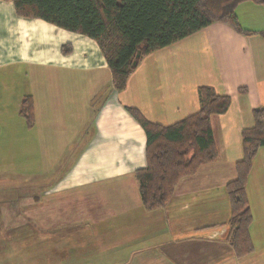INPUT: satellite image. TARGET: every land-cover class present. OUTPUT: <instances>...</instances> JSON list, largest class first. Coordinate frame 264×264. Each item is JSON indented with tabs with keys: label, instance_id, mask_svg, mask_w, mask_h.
Instances as JSON below:
<instances>
[{
	"label": "crops",
	"instance_id": "1",
	"mask_svg": "<svg viewBox=\"0 0 264 264\" xmlns=\"http://www.w3.org/2000/svg\"><path fill=\"white\" fill-rule=\"evenodd\" d=\"M237 14L244 27L264 28V5L247 0L237 6ZM224 24L213 22L152 51L127 87L117 91L94 39L19 16L11 0H0V151L5 150L2 142H23L25 150H36L38 138H44L46 174L68 161L56 184L38 189L51 207L46 219L51 225L29 232L28 259H0V264H264V146L246 186L254 250L243 257L227 241L231 205L226 189L243 157L242 129L254 125L253 108L264 106V38ZM68 43L72 51L64 53L62 45ZM42 68L58 70L41 73ZM57 81L62 88L48 90ZM201 84L231 95L228 111L211 120L219 157L183 176L166 206L148 209L134 173L146 165V134L127 106L168 125L199 109ZM241 87L247 90L240 92ZM26 95L33 98L32 127L19 113ZM99 95L98 105H92ZM55 107L65 113L64 122L48 116ZM38 108L45 114L41 121ZM70 153H77L74 161L68 160ZM76 188L92 191L100 201L79 214L65 198ZM43 195L31 197L40 203ZM6 205L7 199L0 200V218ZM5 231L1 223L0 238L5 239ZM26 235L10 232V239L22 247L19 241ZM51 241L52 250L44 253Z\"/></svg>",
	"mask_w": 264,
	"mask_h": 264
},
{
	"label": "trees",
	"instance_id": "2",
	"mask_svg": "<svg viewBox=\"0 0 264 264\" xmlns=\"http://www.w3.org/2000/svg\"><path fill=\"white\" fill-rule=\"evenodd\" d=\"M16 13L39 18L63 29L94 39L109 66L112 85L122 91L130 75L152 51L174 43L213 22H222L242 34H259L264 28L244 27L237 6L247 0H11ZM264 5V0H250ZM62 51L70 53L71 44ZM139 54V56H138ZM246 88H239L244 92ZM199 109L165 125L148 119L138 108L127 110L146 134V165L135 170L140 198L148 209L162 208L171 200L178 181L196 173L219 157L212 116L223 114L231 95L213 85L197 87ZM19 113L28 127L35 123L33 98L26 95ZM254 125L242 129L243 157L235 163L236 177L226 183L231 214L227 241L238 257L254 250L249 227L253 214L246 186L254 158L264 146V106L252 110Z\"/></svg>",
	"mask_w": 264,
	"mask_h": 264
},
{
	"label": "rangeland",
	"instance_id": "3",
	"mask_svg": "<svg viewBox=\"0 0 264 264\" xmlns=\"http://www.w3.org/2000/svg\"><path fill=\"white\" fill-rule=\"evenodd\" d=\"M225 25V24H224ZM227 26V25H225ZM228 27V26H227ZM230 28V27H229ZM226 30V29H223ZM45 69H41V73H52L58 69H48L49 71L43 72ZM22 75V73H21ZM52 80L54 76H51ZM57 85L50 84L48 85V90L56 89V87L62 88V85L59 81L55 82ZM64 86V84H63ZM40 89V88H39ZM41 90V89H40ZM101 95L95 97L92 105H98L100 102ZM54 101V100H53ZM59 105V103H57ZM96 107V106H94ZM92 112V111H91ZM44 112L38 108L37 117L38 121L44 119ZM48 116H53L54 119H58L59 123L65 121V113L60 111L58 108H54L53 111L48 112ZM85 117V116H84ZM92 122V118H89ZM85 120V119H83ZM82 120V121H83ZM58 123V122H56ZM20 136L22 134L20 133ZM49 136H46V138ZM72 141V140H71ZM56 146V141H53ZM59 142H61L59 140ZM12 144L2 142L1 145L5 148L4 151H0V200L7 199V207L2 208L3 217L0 218V224H4L6 229L7 236L3 239V236L0 238V259H2V263H6L9 260L19 261L21 258L22 261L29 258L32 253L31 248L29 247V241L31 242V238L29 237V232H35L36 230L41 231L44 230L47 226L51 225L50 222H46L49 217V213H51V207L49 204H46L45 195L38 191V189H42L48 186H52L56 184L57 180L60 178L61 173L63 172L64 166L67 165L66 162L62 163L59 161L57 163V167L53 168L51 172L48 174L45 173V139L38 138L37 149L32 148L31 151L25 150V145L23 142H16ZM74 143V142H73ZM71 143V147H76L79 144H75L73 146ZM11 148V151L9 150ZM14 151H13V150ZM27 151V152H26ZM4 152L6 154H2ZM13 155V156H12ZM64 155V154H62ZM77 153H70L68 160L74 161ZM44 158V159H42ZM77 190V191H76ZM75 191H71V195L65 197L67 198V203H69V207L76 208L79 211V214L83 212L84 206H94L96 202H99L100 199L97 200L93 198L92 191L87 190H78L76 188ZM32 194L43 195V201L40 203H36L37 201L32 199ZM68 194V193H67ZM34 197V196H33ZM63 206V204H62ZM4 209V210H3ZM73 210L72 208H70ZM74 214V213H72ZM74 216V215H73ZM29 218L33 220L29 221ZM59 218V217H57ZM51 221V220H49ZM34 225L35 228H34ZM41 229V230H40ZM250 231V230H249ZM10 232H14V236L16 234L26 235L22 236L20 239V247L19 245L16 247L13 239H10ZM44 232V231H43ZM1 234V232H0ZM35 235V234H34ZM251 235V234H250ZM29 237V238H25ZM7 238V239H6ZM9 240V241H8ZM38 241V240H37ZM60 240H57L59 242ZM6 242L9 244L6 245ZM53 242L51 241L48 245H45L44 253H46L47 248L51 251L53 248ZM3 245V246H2ZM4 246H7L5 249ZM36 247V246H35ZM29 263V262H26Z\"/></svg>",
	"mask_w": 264,
	"mask_h": 264
},
{
	"label": "water",
	"instance_id": "4",
	"mask_svg": "<svg viewBox=\"0 0 264 264\" xmlns=\"http://www.w3.org/2000/svg\"><path fill=\"white\" fill-rule=\"evenodd\" d=\"M138 56H139V54H138Z\"/></svg>",
	"mask_w": 264,
	"mask_h": 264
}]
</instances>
